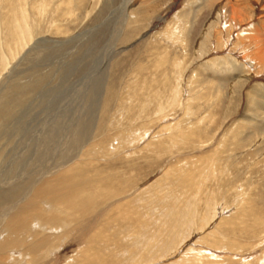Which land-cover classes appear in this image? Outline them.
Masks as SVG:
<instances>
[{
    "label": "rangeland",
    "instance_id": "obj_1",
    "mask_svg": "<svg viewBox=\"0 0 264 264\" xmlns=\"http://www.w3.org/2000/svg\"><path fill=\"white\" fill-rule=\"evenodd\" d=\"M126 1L0 0L10 264H264V0Z\"/></svg>",
    "mask_w": 264,
    "mask_h": 264
},
{
    "label": "bare ground",
    "instance_id": "obj_2",
    "mask_svg": "<svg viewBox=\"0 0 264 264\" xmlns=\"http://www.w3.org/2000/svg\"><path fill=\"white\" fill-rule=\"evenodd\" d=\"M131 2H132L131 0H127L126 1L127 4L124 5L126 7L127 11H129V9H128L129 6L132 5ZM127 11H126V14H124L125 16L127 15ZM124 23H125V20H124ZM119 32L120 31H119V28H118L116 30V35H119ZM42 182L43 181H41V180L36 181L34 183V185L32 186L34 192L36 193L35 195H37V193H39V191L41 189V186L44 183V182L43 183ZM56 190L57 189H55L54 191H52L51 194H53ZM29 195H30V193H29ZM21 197H19L18 199H20ZM24 202H26V199L25 200H22V198H21V200H18L17 204H14L13 203L14 206L15 205L18 206L17 207V211L18 212L16 211L17 213H12L11 211H8V212H6V213H4V214L1 215L0 224H3L4 225V230H6L4 232L6 233V235L3 236L2 239L0 238V264H7V263L10 264V258L12 257V254H11L12 251L10 250V248H12L11 247V243L13 241H17L18 239L20 240V238L22 237L21 235L22 234L23 235L25 234L24 232H22V230H24V229H26L28 227V226H26L27 225V221L26 220L28 219L29 215L32 214V210H34V209H33V206H31L30 202H27V203H24ZM23 203H24V205H22ZM9 209H12V208L9 207ZM35 222H37V225H43V226H45L46 227V230H48V228H50V227L53 226L52 224H48V223L43 222L39 218L35 219ZM15 227H16V229L13 230V228H15ZM25 236L27 237L28 235L25 234ZM39 240H40L39 238L38 239H34L33 238L30 241H31L32 244L35 243L37 245L39 243H36V242H38ZM30 253H32V252L30 251ZM13 254H14V251H13ZM14 261H16L15 258H14Z\"/></svg>",
    "mask_w": 264,
    "mask_h": 264
}]
</instances>
